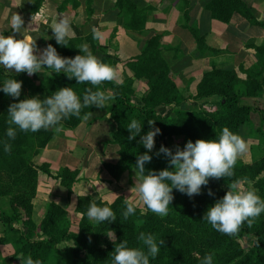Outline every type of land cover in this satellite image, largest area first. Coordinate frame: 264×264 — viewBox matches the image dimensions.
I'll list each match as a JSON object with an SVG mask.
<instances>
[{"label": "trees", "instance_id": "16d2710c", "mask_svg": "<svg viewBox=\"0 0 264 264\" xmlns=\"http://www.w3.org/2000/svg\"><path fill=\"white\" fill-rule=\"evenodd\" d=\"M42 1H35L34 11L40 7ZM182 1L184 4L188 3V0ZM116 5L120 12H126L129 16L127 28L142 30L146 27L149 7L138 8L134 0H117ZM207 8L214 19L225 23L230 22L236 12L259 23L243 0H210ZM185 21L188 25L187 16ZM262 24L264 25V22ZM188 27L198 46L201 49L207 48L205 36L201 35L197 28L190 25ZM96 34L92 33L87 37L92 43L93 54L99 45V37ZM83 41V38L73 37L69 46L58 53L61 56L74 57L79 54L76 47L83 44ZM255 47L258 60L246 70V79L240 78L234 70L212 68L204 73L192 98L201 101L215 99L219 101V107L216 110H194L193 106L188 105L191 95L186 94L185 89L179 86L163 57L160 36H152L147 47L130 62L134 70L133 77L125 79L119 85L104 82L99 86L101 90L110 91L115 99V103L106 108L117 122L114 139L119 146L118 161L105 163L111 175L119 178L124 171L131 170L137 155L146 151L145 147L138 143L139 136L132 141L127 139L129 132L126 127L132 119L144 123V133L149 129L147 120H156V126L162 132L155 137V149L150 153L153 158L145 165L148 170H160L168 166L163 155H155L164 141L174 151L175 143L179 139H182L183 146L188 140L195 142L198 138L218 139L224 127L240 133L242 124L251 121V114L255 110L253 105L244 103L243 99L264 96V44ZM101 61L116 68V60L113 58L105 56ZM8 78L23 82L19 99L31 96L43 99L57 89L69 86L82 101L85 89L93 87L87 83L77 84L75 79L70 80L63 73L54 74L52 79L36 83L27 73L16 74L0 67V87ZM136 78L146 80L149 85L141 98V105L133 100ZM93 90L96 88L93 87ZM13 102L15 101L12 97L0 91V218L6 226L5 235L0 237V242L12 243L14 256L27 258L31 255L34 260L39 259L43 264L52 260H63L65 264H110L115 245L109 236L114 233L117 243L127 240L129 246L139 247L137 236L143 231L154 234L157 239L165 240L158 256L155 259L150 258V264H200V258L207 253L215 254L213 264H264V213H261L251 228L244 224L236 236L218 232L203 219L207 209L225 195L228 183L250 181L248 188L254 187L261 198H264V156L253 162L238 158L232 177L210 179L209 184L202 188L201 194L192 198L173 189L174 200L172 205H169V214L166 217H160L146 207L143 210L137 205L135 216L122 223L125 200L128 199L121 195L112 203H108L86 194L79 196L76 205V210L82 214L77 231L71 229L69 212L55 202L48 205L46 215L38 224L32 216V209L39 171L50 173V169L47 164L36 165L33 159L56 133L43 129L27 133L18 131L16 139L9 141L12 145L11 152L5 153L3 141L7 139V111L9 104ZM161 105L173 106V113L165 117L158 110ZM95 108H84L81 118L73 116L64 120L63 124L71 128L76 127L82 122L83 115ZM260 115L264 123V111H261ZM76 175L75 171L63 169L57 178L71 188L76 181ZM209 189L214 195L208 194ZM3 198L6 199L7 206L3 205ZM90 202L111 207L117 219L98 225L90 222L87 218ZM136 220L143 221L139 228L136 226ZM247 234L254 236L255 242L245 250L240 239Z\"/></svg>", "mask_w": 264, "mask_h": 264}, {"label": "crops", "instance_id": "0c3cea01", "mask_svg": "<svg viewBox=\"0 0 264 264\" xmlns=\"http://www.w3.org/2000/svg\"><path fill=\"white\" fill-rule=\"evenodd\" d=\"M35 1L0 0V34H12L11 18L20 14L25 21L26 29L22 30L25 36L35 39L41 50L52 44L58 52H62L64 46L56 43L50 26L59 17H68L73 29L72 36L83 38V44L86 43L91 51L92 43L87 37L98 33L99 45L94 55L100 60L105 56L115 59V69L122 82L134 76L130 62L147 47L152 36L159 35L163 57L179 86L191 95L188 105L193 106L194 110L208 109L207 105L219 107L218 100L192 98L206 71L212 68L234 70L240 78L246 79V70L258 60L255 46L264 44V0H243L259 23L238 12L227 23L214 19L207 8L210 0H188L187 4L182 0H134L138 8H150L146 27L142 30L127 28L129 16L126 12H120L117 0H43L34 11ZM32 16L35 17L33 21ZM189 25L205 36L207 48L198 46ZM16 35L21 37L22 33ZM54 74L43 68L30 77L39 83L52 79ZM148 88L146 80L135 79L133 100L136 104H142L141 98ZM243 101L255 107L251 122L256 114L262 123L260 114L264 111V96L245 97ZM114 103L115 99L108 105ZM158 110L169 117L173 113V106L161 105ZM90 112L92 116L83 119L78 126L71 128L64 125L63 131L55 134L48 145L34 156L36 165L47 164L50 169V173L39 171L33 206V218L38 224L46 215L48 205L55 202L69 212L73 227L78 226L82 214L76 210V205L79 196L86 194L108 203L122 195L145 209L133 186L134 167L124 171L119 178H114L105 166L106 162L115 163L119 159V146L114 139L117 122L106 109L95 108ZM252 133L242 137L251 141L254 137ZM63 169L77 174L71 188L57 178ZM5 231L6 226L0 218V237L5 235ZM14 251L12 243L0 242V264H21Z\"/></svg>", "mask_w": 264, "mask_h": 264}, {"label": "clouds", "instance_id": "9594fccd", "mask_svg": "<svg viewBox=\"0 0 264 264\" xmlns=\"http://www.w3.org/2000/svg\"><path fill=\"white\" fill-rule=\"evenodd\" d=\"M34 19L32 16V21ZM10 23L12 34H0V66L7 71L27 73L29 76L48 68L57 75L63 73L68 79H75L77 84H90L96 90L93 87L86 88L82 101L69 86L59 88L43 99L39 96L19 99L23 82L15 78L5 79L0 91L15 101L9 104L7 111V139L3 141L5 153L11 152L12 145L9 141L16 139L18 131L27 133L43 129L59 134L64 129L63 121L73 116L81 118L82 109L93 106L106 109L114 97L99 86L104 82H114L117 85L122 83L119 72L97 58L86 43L76 47L79 54L74 57L61 56L52 44L41 50L35 39L24 35L22 30L26 29L25 21L20 14L13 15ZM50 29L57 44L69 46L73 38L70 18L59 17ZM17 33H22V36L17 37ZM91 116L92 112H88L83 115V119L87 120ZM147 123L149 129L146 133L143 132L144 123L137 119H132L126 127L129 132L128 141L139 136L138 143L146 149L143 154L137 155L133 168V186L146 209L160 217L169 214V205L174 200L173 189L189 198L201 194L202 188L209 184L210 179L232 177L238 158L249 150V144L242 135L224 127L218 139L198 138L195 142L188 140L182 148L176 146L174 151L161 145L155 155H163L168 166L160 170H148L146 173L145 165L153 158L150 153L155 149V137L162 134L161 129L156 126V120L149 119ZM208 194L214 195L211 189ZM125 205L122 223L135 216L137 210V203L132 199L125 200ZM261 213H264V198H261L257 189H242L238 182H232L228 183L225 195L207 209L203 219L218 232L236 236L244 224L251 228ZM87 218L98 225L114 222L117 216L111 207L90 202ZM135 223L139 228L143 221L136 220ZM109 238L115 245L110 264H150V258L155 259L165 245L163 238L157 239L154 234L143 231L137 236L139 247L129 246L127 240L117 243L114 233ZM214 255L205 254L200 258V264H213ZM19 259L21 264H43L39 259L34 260L31 255Z\"/></svg>", "mask_w": 264, "mask_h": 264}, {"label": "rangeland", "instance_id": "374dc122", "mask_svg": "<svg viewBox=\"0 0 264 264\" xmlns=\"http://www.w3.org/2000/svg\"><path fill=\"white\" fill-rule=\"evenodd\" d=\"M206 108H208L209 110L218 109L214 106H208V105L206 106ZM258 119H259V116L254 114L252 118L253 123L251 121L247 122L245 124H242L240 128L239 134L242 136L250 135L252 132H253L252 134H254L253 135L254 137L251 139V141L243 137L246 140V142L249 144V150L243 155H241L243 158L241 156L239 158L246 162H253L257 159H260L262 156H264V129H263V123H261ZM182 144H183L182 139L177 140L175 143L176 146H180L181 148L183 146ZM163 145L165 147H170L167 145L166 141L163 142ZM246 159H249V160H246ZM145 169L147 173L148 169L146 167ZM239 185L242 189H247L251 185V182L244 181V182L239 183ZM2 200H3L2 203H4L3 205L7 206L6 199L3 198ZM33 206H34V200H33ZM32 216H33V209H32ZM72 227H73V224L71 223V229L73 231L78 230L77 225L76 227H73V228ZM240 242L242 246L245 248V250H248L250 247L253 246L255 242V237L250 234H247V235H244L240 239ZM48 264H65V262H63V260H60V261L52 260ZM231 264H235V263L232 262Z\"/></svg>", "mask_w": 264, "mask_h": 264}]
</instances>
